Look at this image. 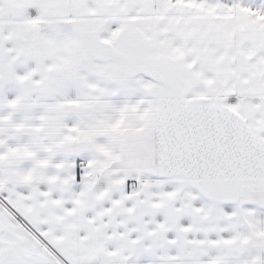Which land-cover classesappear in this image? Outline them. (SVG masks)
<instances>
[{
    "label": "snow or ice",
    "instance_id": "1",
    "mask_svg": "<svg viewBox=\"0 0 264 264\" xmlns=\"http://www.w3.org/2000/svg\"><path fill=\"white\" fill-rule=\"evenodd\" d=\"M0 264H264V0H0Z\"/></svg>",
    "mask_w": 264,
    "mask_h": 264
}]
</instances>
